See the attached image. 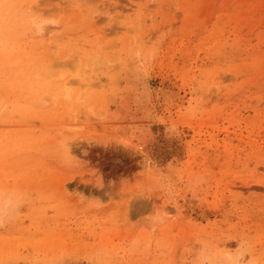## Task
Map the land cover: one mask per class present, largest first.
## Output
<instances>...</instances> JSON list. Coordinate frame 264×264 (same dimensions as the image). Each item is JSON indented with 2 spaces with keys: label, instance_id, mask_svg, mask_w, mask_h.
Listing matches in <instances>:
<instances>
[{
  "label": "rangeland",
  "instance_id": "374dc122",
  "mask_svg": "<svg viewBox=\"0 0 264 264\" xmlns=\"http://www.w3.org/2000/svg\"><path fill=\"white\" fill-rule=\"evenodd\" d=\"M0 264H264V0H0Z\"/></svg>",
  "mask_w": 264,
  "mask_h": 264
},
{
  "label": "bare ground",
  "instance_id": "6f19581e",
  "mask_svg": "<svg viewBox=\"0 0 264 264\" xmlns=\"http://www.w3.org/2000/svg\"><path fill=\"white\" fill-rule=\"evenodd\" d=\"M37 24V23H35ZM41 24H39L40 26ZM40 27H43V26H40ZM41 29V28H40ZM66 81V80H65ZM67 82V81H66ZM69 82V81H68ZM65 83V82H64ZM65 91V90H64ZM164 94H165V99L167 98L169 101H166V103L170 104V103H173L175 102L177 99H178V95L176 93V91H174L173 89L169 88V89H164L163 90ZM65 94V97L66 98H70V88L66 85V92L64 93ZM203 216H205L206 214L203 213L202 214Z\"/></svg>",
  "mask_w": 264,
  "mask_h": 264
}]
</instances>
